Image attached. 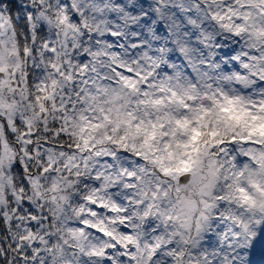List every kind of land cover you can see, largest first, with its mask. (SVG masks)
Returning <instances> with one entry per match:
<instances>
[{"label": "snow or ice", "instance_id": "6c2138e0", "mask_svg": "<svg viewBox=\"0 0 264 264\" xmlns=\"http://www.w3.org/2000/svg\"><path fill=\"white\" fill-rule=\"evenodd\" d=\"M0 264H264V0H0Z\"/></svg>", "mask_w": 264, "mask_h": 264}]
</instances>
